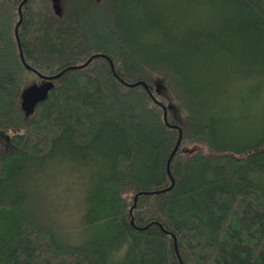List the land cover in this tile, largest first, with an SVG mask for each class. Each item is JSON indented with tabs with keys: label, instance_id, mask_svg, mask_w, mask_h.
Masks as SVG:
<instances>
[{
	"label": "trees",
	"instance_id": "obj_1",
	"mask_svg": "<svg viewBox=\"0 0 264 264\" xmlns=\"http://www.w3.org/2000/svg\"><path fill=\"white\" fill-rule=\"evenodd\" d=\"M21 2L0 0V264H264V0Z\"/></svg>",
	"mask_w": 264,
	"mask_h": 264
},
{
	"label": "water",
	"instance_id": "obj_2",
	"mask_svg": "<svg viewBox=\"0 0 264 264\" xmlns=\"http://www.w3.org/2000/svg\"><path fill=\"white\" fill-rule=\"evenodd\" d=\"M26 1L27 0H22V2L20 3V6H22L23 4H25ZM53 1L55 3V7H56L58 0H53ZM18 13H19V21L17 22V24L15 26V36H16V38H17V27L19 26V24L21 22L20 7L18 9ZM19 53H20L21 60H23L22 59V53H21L20 48H19ZM96 57L97 56H93V57L89 58L88 61L83 66L76 67V68H83V67L87 66L88 63L93 58H96ZM109 64H110V67H111L112 72L116 76V74L114 72L113 64H112V62L110 60H109ZM64 72L65 71H62L59 74H57L55 76H52V77H42L41 78L42 81L40 83H32V84H30L29 86H27L22 91V93L20 95V108H21V111L23 112L25 118L30 117L33 114L36 106L38 104L44 102L48 98V95L54 89V81L57 80ZM137 85H140V86L144 87L147 90L146 83L145 82H142V81L141 82H137L135 84H131V85L130 84H126V86H128V87H135ZM163 89H164V86H163V83H162V80L161 79L159 81L154 82V90H155L156 93H159L160 90H163ZM161 108H162V111H163V114H164L163 115V122L165 123V119H166L165 109H164L163 106H161ZM167 108H169V107H167ZM172 127L177 128L179 131H178V138H177L178 141H177V143H175V145H174V147H173V149L171 151V154H170V156H168V159L166 161V164H167L166 173H167V175L169 177H170L169 172H168L169 165H170L169 164V161H170L171 157L174 156L175 151L177 150L178 145H179V143L181 141V139H180V137H181L180 131L181 130L177 126H172ZM173 182L174 181L171 178L170 187L172 186ZM140 194H142V193H140ZM136 199H137V195L134 198V204L136 202Z\"/></svg>",
	"mask_w": 264,
	"mask_h": 264
},
{
	"label": "rangeland",
	"instance_id": "obj_3",
	"mask_svg": "<svg viewBox=\"0 0 264 264\" xmlns=\"http://www.w3.org/2000/svg\"><path fill=\"white\" fill-rule=\"evenodd\" d=\"M154 82H156V81H152V84H154ZM164 89H166V90H164ZM164 89L160 90L158 95H160L161 98H163L165 101H168L169 103H172V104L173 103L176 104V102L168 95L170 93H169V89L167 87V84H165V88ZM173 114H175V112ZM175 116L178 118L177 122L181 124V122H182L181 118H183V116L181 114H178V115L175 114ZM0 149L3 150V151L10 150V148H9V146H8L6 140H5V137L2 134H0ZM62 205L64 206L65 203L62 202ZM64 219L66 220L67 217H65Z\"/></svg>",
	"mask_w": 264,
	"mask_h": 264
}]
</instances>
